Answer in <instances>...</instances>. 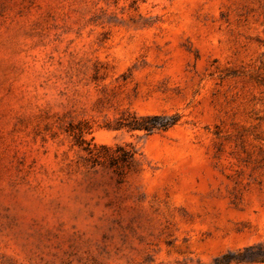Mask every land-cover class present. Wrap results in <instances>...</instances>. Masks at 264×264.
Wrapping results in <instances>:
<instances>
[{
  "label": "rangeland",
  "instance_id": "374dc122",
  "mask_svg": "<svg viewBox=\"0 0 264 264\" xmlns=\"http://www.w3.org/2000/svg\"><path fill=\"white\" fill-rule=\"evenodd\" d=\"M261 242L264 0H0V264Z\"/></svg>",
  "mask_w": 264,
  "mask_h": 264
},
{
  "label": "trees",
  "instance_id": "16d2710c",
  "mask_svg": "<svg viewBox=\"0 0 264 264\" xmlns=\"http://www.w3.org/2000/svg\"><path fill=\"white\" fill-rule=\"evenodd\" d=\"M176 122V119L170 118L165 121V117L159 115L136 117L129 124L131 128L145 129L153 131L155 129H167ZM120 149H122L120 147ZM134 152L129 150L126 156H132ZM248 262L264 263V243L247 245L237 250H229L216 256L211 262L204 263L198 261L196 264H244Z\"/></svg>",
  "mask_w": 264,
  "mask_h": 264
}]
</instances>
